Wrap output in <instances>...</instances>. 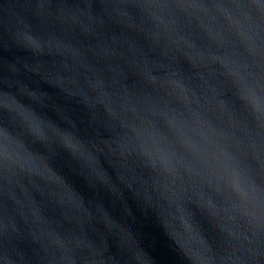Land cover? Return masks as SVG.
<instances>
[{
	"label": "water",
	"instance_id": "obj_1",
	"mask_svg": "<svg viewBox=\"0 0 264 264\" xmlns=\"http://www.w3.org/2000/svg\"><path fill=\"white\" fill-rule=\"evenodd\" d=\"M0 264H264V0H0Z\"/></svg>",
	"mask_w": 264,
	"mask_h": 264
}]
</instances>
